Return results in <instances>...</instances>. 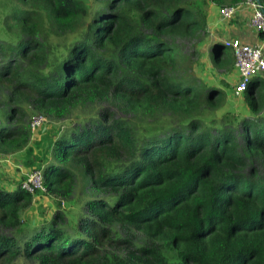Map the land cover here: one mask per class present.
I'll use <instances>...</instances> for the list:
<instances>
[{
  "label": "trees",
  "instance_id": "trees-1",
  "mask_svg": "<svg viewBox=\"0 0 264 264\" xmlns=\"http://www.w3.org/2000/svg\"><path fill=\"white\" fill-rule=\"evenodd\" d=\"M211 1L242 2L0 0V156L23 152L46 186H0V229L16 231L0 230V264H264V81L239 113L181 73L175 41L206 38ZM100 102L125 116L31 129L28 107L63 119ZM77 171L92 197L74 231L61 209L25 216L36 195L72 200Z\"/></svg>",
  "mask_w": 264,
  "mask_h": 264
},
{
  "label": "rangeland",
  "instance_id": "rangeland-1",
  "mask_svg": "<svg viewBox=\"0 0 264 264\" xmlns=\"http://www.w3.org/2000/svg\"><path fill=\"white\" fill-rule=\"evenodd\" d=\"M10 13V11H6L2 15L4 16ZM175 42L181 48L183 54L185 55V61L181 73L186 75L195 74L198 78L201 79L203 83H206L208 86L222 88V92L227 93V95L229 96V86H225L224 82L226 81L225 79L227 77L221 76V73L225 72V69L227 68H230V70L231 68H233L230 49H226L225 51L221 64L224 67V71H220L218 67L213 66L210 55L206 54L205 39L202 41L201 39L192 41L178 38ZM185 62L187 66H185ZM241 97L242 99H240L239 96L235 95L234 93L232 95L230 94L228 99L232 100H228L225 109L229 108V110L241 113L242 107H240V102L241 100L243 101V95ZM107 108L115 112L118 117L125 116L124 114L119 112V110L110 102H100L87 107H80L73 113L68 115V117L63 119L50 118L46 116L48 121L44 123L42 130L45 129V131H51L52 134L60 132L59 134L62 135L70 131L75 126L88 124L91 118L96 117L99 112ZM27 110L29 114V121H31V119L35 115L40 114L32 107H28ZM35 135L38 136L41 135V133L39 134L37 132ZM24 158L25 157L23 152L13 155L0 156L1 187L13 189L17 187L18 183L22 181L24 182L27 174L31 172L30 168L25 165ZM76 175L77 182L72 200H62L61 206H59L58 202L60 201V199L48 197L47 195L42 194L36 195L32 205L29 207V209L26 210L27 213L25 214V216L34 219L38 217L37 219H40L39 223H41L45 218L51 219L54 212L61 209L67 212V214L69 215L70 220L68 219L69 223L66 227L69 229V231H74V228L71 227L70 221H72L73 223H77L80 217L85 213V202L92 197V190L90 188L91 178L86 175H84V177L79 171H77ZM38 226H40V224L35 227L37 228ZM0 230L5 234H10L11 232L16 234V231H10L3 228H1ZM25 232L24 234L19 235L20 240L25 239V236H27L28 234H32V229H28Z\"/></svg>",
  "mask_w": 264,
  "mask_h": 264
},
{
  "label": "built area",
  "instance_id": "built-area-1",
  "mask_svg": "<svg viewBox=\"0 0 264 264\" xmlns=\"http://www.w3.org/2000/svg\"><path fill=\"white\" fill-rule=\"evenodd\" d=\"M240 4H250L254 8V13L250 18V24L254 30L264 34V4L255 0H242ZM224 6L220 8V14L225 19H231L240 6ZM226 47L233 50L235 55V70L238 80L234 86L235 95H242L247 89L249 82L264 73V52L261 47L242 42L239 38H231L224 41ZM45 115H35L31 120V129L36 134L47 122ZM44 175L41 169H35L27 174L22 186L35 194L37 189L46 190L44 185Z\"/></svg>",
  "mask_w": 264,
  "mask_h": 264
},
{
  "label": "crops",
  "instance_id": "crops-1",
  "mask_svg": "<svg viewBox=\"0 0 264 264\" xmlns=\"http://www.w3.org/2000/svg\"><path fill=\"white\" fill-rule=\"evenodd\" d=\"M209 3L210 6H209V18L207 23V36L205 38L206 54L208 55L211 54L214 44L216 43L224 44L225 40L231 38H239L244 43L257 45L261 47L264 52V36H262L256 30H254L250 24V18L254 13V8L250 4H240L234 17H232L231 19H225L220 14V8L222 6L212 1ZM225 4L227 5L231 4L230 0H227V3ZM227 49H230L231 51L233 68H231V70L230 68L225 69V72L221 73L222 74L221 76L227 77L225 80L229 83L228 93L232 95L234 93L235 83L238 80V74L234 66L235 64L234 52L229 47ZM219 70L224 71V67L220 68ZM254 79H261L264 81V73L262 75L255 77ZM241 96L242 95L239 96L240 99H242ZM240 103H241L240 107H242L241 111L249 113L247 110H245L244 103L242 100Z\"/></svg>",
  "mask_w": 264,
  "mask_h": 264
},
{
  "label": "water",
  "instance_id": "water-1",
  "mask_svg": "<svg viewBox=\"0 0 264 264\" xmlns=\"http://www.w3.org/2000/svg\"><path fill=\"white\" fill-rule=\"evenodd\" d=\"M256 2H258V3H261L262 2V0H255Z\"/></svg>",
  "mask_w": 264,
  "mask_h": 264
}]
</instances>
